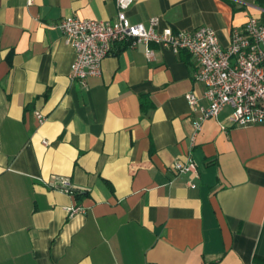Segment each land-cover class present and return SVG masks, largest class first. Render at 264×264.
I'll list each match as a JSON object with an SVG mask.
<instances>
[{"label":"crops","instance_id":"0c3cea01","mask_svg":"<svg viewBox=\"0 0 264 264\" xmlns=\"http://www.w3.org/2000/svg\"><path fill=\"white\" fill-rule=\"evenodd\" d=\"M67 16L113 21L115 2L0 0V264H264V125L233 126L225 108L201 122L197 176L178 175L200 120L185 96L207 106L197 62L117 46L82 86L58 28ZM249 17L264 20V0H138L127 12L156 32L209 27L222 46ZM59 177L77 192L54 189ZM73 206L83 213L68 217Z\"/></svg>","mask_w":264,"mask_h":264},{"label":"built area","instance_id":"2783aa9c","mask_svg":"<svg viewBox=\"0 0 264 264\" xmlns=\"http://www.w3.org/2000/svg\"><path fill=\"white\" fill-rule=\"evenodd\" d=\"M138 0H114L116 18L113 21L79 19L67 16L60 22L64 44L74 53L70 67V79L86 86L89 78L101 76L102 63L115 47L133 49L145 46V56L154 58L150 44L171 49L175 54L188 53L198 65L193 81L204 86L203 99L207 106L199 104L195 93L185 96L191 111L200 115L194 123L188 152L175 160L172 169L178 175L197 176L192 156L195 137L201 130V122L217 118L225 109L231 110L233 126L264 125V20L249 17L241 29L233 30L230 42L222 46L215 31L200 27L194 31H176L166 27L160 32L130 24L129 8ZM42 124L45 117L35 113ZM43 145L48 146L47 141ZM194 186L191 185V188ZM53 188L74 195L77 191L68 178L54 180ZM68 217L83 213L79 206L67 209Z\"/></svg>","mask_w":264,"mask_h":264},{"label":"trees","instance_id":"16d2710c","mask_svg":"<svg viewBox=\"0 0 264 264\" xmlns=\"http://www.w3.org/2000/svg\"><path fill=\"white\" fill-rule=\"evenodd\" d=\"M142 106H143V107L146 106L145 101H143ZM76 197L79 198V195L77 194ZM257 262H258V260H255V263H257Z\"/></svg>","mask_w":264,"mask_h":264}]
</instances>
